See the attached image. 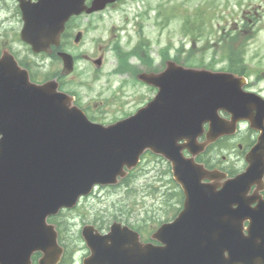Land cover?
<instances>
[{"label": "water", "instance_id": "95a60500", "mask_svg": "<svg viewBox=\"0 0 264 264\" xmlns=\"http://www.w3.org/2000/svg\"><path fill=\"white\" fill-rule=\"evenodd\" d=\"M84 1L22 3V38L50 29L57 39L70 15L102 9L114 0H92L89 8ZM60 55L64 72L71 71V56ZM137 77L158 92L133 115L103 126L88 121L57 82L34 83L12 57H0V264H25L34 250L54 253L56 232L47 216L73 206L94 184L116 183L126 174L124 166H134L147 148L171 162L184 207L152 234L159 244L140 242L137 232L118 222L105 234L85 226L91 252L85 264H264V202L250 208L245 195L264 168L254 162L216 190L201 181L212 180L213 173L183 157L177 144L180 131L197 126V112L214 113L209 140L229 132L217 118L219 108L232 114V123L255 109L259 116L252 126L260 129L264 100L242 90L244 77L173 61L160 73ZM194 145L191 139L183 146L195 153Z\"/></svg>", "mask_w": 264, "mask_h": 264}, {"label": "rangeland", "instance_id": "374dc122", "mask_svg": "<svg viewBox=\"0 0 264 264\" xmlns=\"http://www.w3.org/2000/svg\"><path fill=\"white\" fill-rule=\"evenodd\" d=\"M101 16L102 19H94L99 24L91 29L90 40L87 38L80 47L91 56L97 54L99 45L106 42L123 49L150 42L148 48L156 66H160L159 53L166 46L170 55L182 48L179 56L185 65H190L185 55L192 49L190 59L193 65L202 58L206 62L212 57H220L222 42H229L243 46L247 66L264 75V0H119L113 7L103 10ZM193 24L205 26V31L196 36L195 42L191 39L194 28L187 29ZM244 24L246 38L242 41L230 40L223 33L222 28L228 32L243 28ZM0 31L3 33L5 26H0ZM97 39L100 41L98 44L95 43ZM129 59L133 65L138 64L134 55ZM214 64L217 68L223 65L217 60ZM114 65L111 50L106 53L99 71L79 61L73 72L75 81L68 85L78 90L84 98H91L94 105L103 102V106L110 109L107 118L120 114L116 111L120 105V95L115 88L120 80L127 79L123 95L128 99L136 98L134 103L125 105L127 111L154 94L151 89L133 82L127 74L120 77L113 75ZM52 71L53 68L49 69L47 65L37 69V73L43 77ZM94 75L98 77L95 81L92 80ZM82 81L86 85L80 84ZM258 85L264 87V77L259 79ZM177 190L165 163L148 155L141 160L126 184L98 186L93 193L81 198L74 208L64 209L53 220L71 223L70 228L74 224L71 231H75L81 222L106 227L115 218L131 228L142 229L143 237H147L159 223L170 221L178 212L180 203L175 200L179 197ZM166 202H170L169 205Z\"/></svg>", "mask_w": 264, "mask_h": 264}, {"label": "flooded vegetation", "instance_id": "af4514ba", "mask_svg": "<svg viewBox=\"0 0 264 264\" xmlns=\"http://www.w3.org/2000/svg\"><path fill=\"white\" fill-rule=\"evenodd\" d=\"M20 1L35 2L36 0H0V26H5V31L3 33L0 31V54L4 50L9 51L14 59L29 71L30 75L40 74L37 73V69H42L44 65H47L49 69L53 68L52 74L58 80L63 77L65 78L67 83L64 86L68 88V85L75 80L73 76L63 75L61 73L62 58L59 56L60 52L72 55L76 62L84 61L93 66V61L96 58L103 60L106 53L111 50L107 42L104 45H99L97 54L93 56L89 55L86 49L80 50V47L89 38L91 29L98 27L99 22L96 23L95 20L102 19L101 13L99 12H84L76 16H70L65 22L64 29L56 45L52 43L46 46L39 45L38 50H34L32 45L28 44L21 37L25 21L20 7ZM76 35H79L80 38L78 42L75 41ZM99 42V39L95 40L96 44ZM253 77L250 74L246 77L247 84L244 87L245 90L260 94L264 98V87L258 85L259 81L254 80ZM122 82L121 80L115 88L118 89ZM60 84H63V81L60 80ZM147 88L152 91L155 90V87L152 86H147ZM123 92H118L120 95L118 100L120 105L116 108V111L120 113L118 116L121 118L137 109L126 110L125 105L134 103L136 98L128 99L123 95ZM72 94L74 95L75 101L90 116L98 112H101L103 116L110 112V109L103 106L102 102H100V106H94L90 99L84 98L80 93L74 91ZM218 114L223 120H228L231 117L230 113L224 110H219ZM249 116L252 117L253 113H250ZM208 126L209 123L202 125V132L198 133L196 137L197 144L200 145L205 142ZM258 134L259 131L250 126L248 119L240 120L236 124L235 132L226 135L223 134L215 140L208 142L203 148L198 150V153L195 155V160L203 164L206 169L224 173L225 177L216 181L222 182L226 177H233L245 169L249 163L248 153L256 143ZM179 143H184V140L182 139ZM183 154L188 155L186 149H183ZM164 163L168 166L166 161ZM250 189L252 191L254 185ZM261 196L264 198V188L261 191ZM54 223L56 228H58V242L63 248V253L56 264H82V260L88 255V249L83 243L80 231L76 235H72L71 232L67 231L68 227H63L59 221ZM41 256V252H34L31 255L32 260L30 264H39L38 259Z\"/></svg>", "mask_w": 264, "mask_h": 264}, {"label": "trees", "instance_id": "16d2710c", "mask_svg": "<svg viewBox=\"0 0 264 264\" xmlns=\"http://www.w3.org/2000/svg\"><path fill=\"white\" fill-rule=\"evenodd\" d=\"M195 23V22H194ZM194 28V30H195V32H194V30L192 31V35L191 36H193V37H191V39H192V41L193 42H195L196 41V36H199L203 31H205V26H199V25H197V24H193V25H191V26H188L187 27V29H193ZM232 40H235L234 38L232 39ZM145 44L146 43H143L142 45H141V50H142V48H143V46H145ZM228 48L231 50V53H232V44H230V46H227V53H226V55L228 56V58H229V60H230V62H229V64H227L226 65V68L227 69H230L231 71H235V72H237V73H239V74H247L248 73V69H247V67L245 66V64L243 63V57L242 56H240L241 55V53H239V54H236V55H234V58H232L231 57V53H229V51H228ZM140 50V51H141ZM164 52H165V54H164V52L162 53V54H164L163 55V57H166L167 56V54H166V49L165 50H163ZM182 48H179V49H177L176 50V54H175V56H174V59H176L177 61H181V62H183L182 60H181V58H180V56H181V53H182ZM136 52V54L138 55V56H140L139 55V51H135ZM147 52V51H146ZM160 52H162V49H161V51ZM117 54L118 55H120V53H118L117 52ZM180 55V56H179ZM192 56V49L191 50H188V52H187V54L185 55V57H186V60H188V61H190L189 62V64L191 65L192 63H191V59H190V57ZM198 64V63H197ZM124 65H128L126 62H124ZM194 65V64H193ZM122 66H123V64H122ZM170 195V194H169ZM171 199V198H170ZM175 200H178L177 198L175 199Z\"/></svg>", "mask_w": 264, "mask_h": 264}]
</instances>
